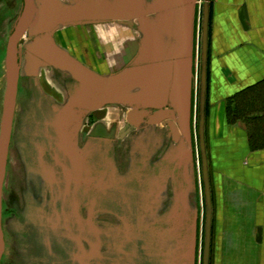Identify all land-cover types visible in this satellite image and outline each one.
<instances>
[{"label":"rangeland","instance_id":"obj_1","mask_svg":"<svg viewBox=\"0 0 264 264\" xmlns=\"http://www.w3.org/2000/svg\"><path fill=\"white\" fill-rule=\"evenodd\" d=\"M36 2L34 28L46 6L56 14L58 6L71 11L74 4ZM23 8L24 0H0V124L7 42ZM63 38L62 51L70 57L71 32ZM29 42L30 35L20 47L22 73L3 192L6 248L1 264H202L206 213L199 103L196 127L181 144L169 141L158 128L100 140L87 133L94 119L82 117L81 109L89 102L71 101L76 107L71 110L68 101L42 92L40 79L30 75ZM53 85L62 93L73 91L64 78ZM248 96L240 114L264 110V101L259 107L253 102L255 94ZM245 118L253 121L251 134L263 147L264 117ZM219 169L224 175L216 177L221 180L210 174L211 264H264L253 229L256 196L248 189V175L242 172L233 181L227 168Z\"/></svg>","mask_w":264,"mask_h":264},{"label":"crops","instance_id":"obj_2","mask_svg":"<svg viewBox=\"0 0 264 264\" xmlns=\"http://www.w3.org/2000/svg\"><path fill=\"white\" fill-rule=\"evenodd\" d=\"M204 3L141 0L145 16L137 20L124 13L109 18L106 10L89 13L87 22L55 30L53 42L60 51L66 49L59 37L64 39L71 32L74 50L70 56L89 72L108 80L145 81L122 94L128 96L126 101L135 100L150 112L173 109V104L180 103L185 111L189 102L194 129L200 100ZM122 5L128 9L132 0H122ZM37 77L42 92L55 101H68L70 94L56 91L53 81L64 78L72 87L78 84L75 74L42 59ZM252 94L256 105L264 101V0H211L205 130L210 174L221 180L216 175H224L219 168L225 167L234 181L247 173L248 189L256 196L253 229L264 262V146L252 148L253 121L241 120L244 115L258 120L264 117V110L239 113L242 101ZM104 95L110 96V92ZM130 112L128 104H103L88 115L94 120L87 133L113 140L128 127L140 130L129 121ZM158 129L166 133L163 126Z\"/></svg>","mask_w":264,"mask_h":264},{"label":"water","instance_id":"obj_3","mask_svg":"<svg viewBox=\"0 0 264 264\" xmlns=\"http://www.w3.org/2000/svg\"><path fill=\"white\" fill-rule=\"evenodd\" d=\"M210 2L205 0L202 22V45H201V84L199 100V149L202 164V178L205 192V239L203 250V264H211L212 248V227H213V201L211 191L210 168L206 145V106H207V66L209 49V21H210ZM122 5V0H74L72 10L69 11L57 7V13L53 14V7H47L46 11L41 13L36 25L38 6L36 0H24V8L14 30L12 31L6 49V88L3 99V109L0 129V264L5 253V236L3 231V192L7 177V167L10 154V146L13 135L14 119L17 109V98L19 92V82L22 73V64L20 63V47L23 40L30 35V42L27 46V57L30 75L37 76L38 66L41 59L46 64L53 65L59 69H65L76 75L77 86H74L70 93L68 105L71 107V101L89 102V107L81 110L88 116L92 110L103 104L123 103L131 106L129 121L139 129L166 128V135L174 144H181L187 134L191 133V113L189 102L187 108L183 111L180 103L173 109H159L150 112L140 107L138 102L126 101L127 98L122 92L130 91L145 81L136 79L122 81L121 79L111 78L103 79L89 72L79 65L73 58L67 56L63 51L57 49L53 42V35L58 28L73 24L87 22L89 13L102 14L106 10V16L110 18H119L121 14H127L130 18L137 20L145 16L144 7L141 0H132V5L127 9ZM62 12V13H61ZM62 15V16H61ZM87 20V21H86ZM35 76V77H36ZM147 81V80H146ZM104 92H110V96L105 97ZM130 96V95H129ZM110 97V98H109ZM131 97V96H130ZM108 99H111L110 101ZM125 100V101H121ZM76 107H71L75 110ZM88 113V114H86ZM132 128H126L122 131L120 139L132 131ZM96 138V137H95ZM188 138V137H187ZM104 141H113L105 139Z\"/></svg>","mask_w":264,"mask_h":264},{"label":"trees","instance_id":"obj_4","mask_svg":"<svg viewBox=\"0 0 264 264\" xmlns=\"http://www.w3.org/2000/svg\"><path fill=\"white\" fill-rule=\"evenodd\" d=\"M250 97V96H249ZM230 118H231V116H230ZM233 119V118H232ZM236 120V119H235ZM240 120V119H239ZM241 120H249V119H246V118H241ZM253 120H256V119H253ZM250 121V120H249ZM257 121V120H256ZM249 124H251V122L249 123ZM250 139H251V146H252V148H257V147H260L259 146V144H257V141L256 140H254V138H253V134H251L250 133ZM205 221H206V215H205ZM204 239H205V229H204ZM203 250H204V240H203ZM202 262H203V260H202ZM203 264V263H202Z\"/></svg>","mask_w":264,"mask_h":264},{"label":"built area","instance_id":"obj_5","mask_svg":"<svg viewBox=\"0 0 264 264\" xmlns=\"http://www.w3.org/2000/svg\"><path fill=\"white\" fill-rule=\"evenodd\" d=\"M199 41H200V37H199ZM201 43H202V39H201Z\"/></svg>","mask_w":264,"mask_h":264}]
</instances>
